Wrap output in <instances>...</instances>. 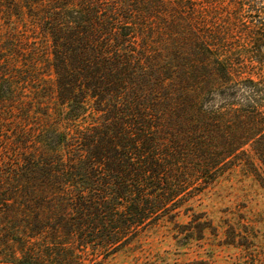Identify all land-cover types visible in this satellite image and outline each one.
I'll use <instances>...</instances> for the list:
<instances>
[{
	"label": "trees",
	"instance_id": "16d2710c",
	"mask_svg": "<svg viewBox=\"0 0 264 264\" xmlns=\"http://www.w3.org/2000/svg\"><path fill=\"white\" fill-rule=\"evenodd\" d=\"M33 1L43 11L31 12L30 21L57 50L140 49L149 63L156 47L169 52L171 35L154 29L172 4L190 29L171 36L175 55L160 60L174 59L178 80L204 85L203 97L211 100L190 102L193 117L185 109L175 120L167 118L165 108L149 113L153 103L145 97L141 110V98L133 92L139 83L126 68L131 63L118 61L111 77L119 91L133 85L125 99L133 110L113 114V127L95 129L85 142V156L53 157L35 175L0 178V261L85 264L86 253L127 245L134 232L176 211L190 189L209 185L230 165L247 166L264 186L254 163L264 170V0H227L234 14L215 13L211 20L204 6L191 0ZM208 1V7L226 2ZM31 7L30 1L26 9ZM13 9L19 10L8 2L7 10ZM14 77L0 58V91ZM64 97L71 108L78 102L74 92Z\"/></svg>",
	"mask_w": 264,
	"mask_h": 264
},
{
	"label": "rangeland",
	"instance_id": "374dc122",
	"mask_svg": "<svg viewBox=\"0 0 264 264\" xmlns=\"http://www.w3.org/2000/svg\"><path fill=\"white\" fill-rule=\"evenodd\" d=\"M30 1L33 11L26 9ZM191 1L204 6L209 19L215 13L224 18L234 14L227 0L216 7H208V0ZM8 2L19 10L8 11ZM42 11L33 0H0V58L16 74L0 91V178L35 175L37 167L53 157L85 156V142L95 136V129L113 127V114L130 109L125 99L132 96L133 85L119 91L111 77L117 74L118 61L131 63L126 68L139 83L133 92L141 98V110L145 97L153 103L149 113L165 108L167 118L175 120L185 109L187 117H193L190 102H210V96L203 97L204 85L187 86L178 80L180 66L174 59L160 60L162 55H175L171 36L190 29L172 4L155 20L154 29L171 35L166 37L169 52L156 47L152 63L140 49L57 50L30 21L31 12ZM204 16L199 17L200 26ZM70 91L78 99L72 108L65 103L67 97L63 99ZM129 121L125 118L124 125ZM254 163L264 178L259 162ZM84 258L85 264H264V186L247 166L230 165L209 185L190 189L176 211L134 232L127 245L98 254L89 251Z\"/></svg>",
	"mask_w": 264,
	"mask_h": 264
}]
</instances>
